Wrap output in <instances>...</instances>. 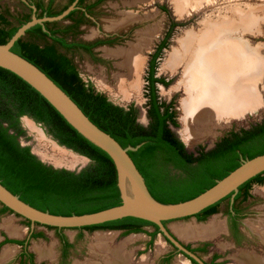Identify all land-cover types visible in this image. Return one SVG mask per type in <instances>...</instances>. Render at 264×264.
Returning a JSON list of instances; mask_svg holds the SVG:
<instances>
[{
	"label": "trees",
	"instance_id": "16d2710c",
	"mask_svg": "<svg viewBox=\"0 0 264 264\" xmlns=\"http://www.w3.org/2000/svg\"><path fill=\"white\" fill-rule=\"evenodd\" d=\"M52 2L53 0H49L48 4H45L41 1L37 16L56 15L72 0L57 11H54ZM73 13L74 11H71L64 19ZM9 14L8 11H0V43L6 42L16 29L31 17L30 13H22L15 17L14 24ZM55 23L45 22L46 31L39 24L32 26L14 42L11 50L42 70L76 102L92 122L109 133L121 146L144 142L136 151H129L128 154L144 177L149 192L158 201L174 203L190 199L238 166L240 157L251 158L264 153V120L248 129L228 132L218 141L217 145L223 144L222 148L216 150L214 148L212 152H200L197 156L187 152L184 144L167 127L166 120L174 126H177V122L174 119V111H169L172 102L167 104L158 99L156 83L167 82L155 75V69L156 59L167 44L169 31L148 61L145 77L148 123L144 125L137 121L133 105L124 107L113 103L82 79L67 51L78 52V47L87 50L89 47L87 44L68 43L63 37H57L59 30H48L50 29L48 25L55 26ZM67 32L63 33L64 36ZM23 115L40 123L60 145L86 156L88 163L79 170H70L42 162L31 152L29 145H22L19 141L20 137L26 136L20 122ZM0 181L12 193L18 194L23 201L53 214L89 213L120 203L116 171L109 155L78 133L27 82L2 67H0ZM263 182L264 171L242 183L238 187V190L242 191L239 194H243V199H246L250 196L252 184ZM228 196L230 194L226 197ZM238 196L237 193L234 199L236 200ZM224 198L194 216L203 213L204 215L197 219L199 221L207 219L210 214L217 212V205ZM7 212L11 211L0 203V215ZM24 220L29 226L30 221ZM163 222L166 224L168 221ZM148 225L153 227L148 233L150 246L159 230L154 223L136 217L128 216L74 229L80 231L119 229L123 234H128L144 231V227ZM46 227L57 230L62 242L61 257L65 260L72 246L62 233L65 228ZM30 236L40 237L42 232L32 231ZM4 242L22 245V255H25L31 264H35L32 262L33 254L26 250L25 240L6 238ZM172 255L171 252L163 258L161 264H168ZM191 261L195 263L192 259Z\"/></svg>",
	"mask_w": 264,
	"mask_h": 264
},
{
	"label": "rangeland",
	"instance_id": "374dc122",
	"mask_svg": "<svg viewBox=\"0 0 264 264\" xmlns=\"http://www.w3.org/2000/svg\"><path fill=\"white\" fill-rule=\"evenodd\" d=\"M66 0H55L54 10H58ZM175 0H105L96 8V14L91 16V23L83 26L79 39L92 41L106 34H116L119 38L113 44H106L96 49L99 60L93 61L88 55L77 51H67L77 66L80 76L85 82H88L93 88L103 93L110 101L120 106L127 107L133 105L136 109V119L139 123L146 125L147 116V97L145 79L147 73V63L155 47L161 42L163 37L169 31L166 39L167 44L162 48L161 53L156 59L155 75L164 78L166 84L157 83V94L163 101H170L176 111L177 126L172 127L173 132L185 142L184 145L188 151H196L198 147L209 146L216 142L221 136L230 131L248 129L262 120H264V102L254 109H249L244 115L236 117H224L210 124V133L204 137L189 136L185 132V122L183 119L182 102L189 95L184 84L185 60L178 58L177 63L170 64L169 60L173 51L181 52L183 45L181 41L189 35L196 37L203 34L206 30L212 31V28L220 24L228 23L231 20H238V12L244 13L249 9L254 11L260 21L256 25H250L247 29L243 26H233V30L227 32L224 36L232 42L244 41L248 47V52L259 58L262 72L256 78L255 85L259 92L264 94V0H202L195 6H185L181 11L177 10ZM22 7L18 0H0V11H8L15 24ZM126 13H133L136 20L126 22L116 27H111L115 21H118ZM123 14V15H122ZM231 14V15H230ZM237 18V19H236ZM66 20H60L58 24H63ZM174 23V24H173ZM218 24V25H217ZM214 25V26H213ZM152 27V28H151ZM148 47L143 49L142 62L138 70L136 85L131 88L128 85V79L124 82L125 90L118 89L117 76L125 73V68L119 67L122 61L120 57H113L105 52V48H115L117 46L128 47L129 43H137L140 36L147 35ZM223 33V32H222ZM231 34V35H230ZM223 36V37H224ZM149 39H151L149 41ZM183 43V42H182ZM185 43V42H184ZM65 51V50H63ZM66 52V51H65ZM181 58V59H180ZM118 74V75H117ZM258 82V83H257ZM131 88V89H130ZM261 93V94H262ZM264 98V95H263ZM30 117H21L20 122L26 131V136L20 137L21 142L30 146L31 150L43 158L44 162L64 166L73 170H78L88 163V158L78 153L57 146L54 139L38 123L34 124ZM32 123L33 128L27 125ZM189 145V147L187 145ZM228 200L225 199L219 205L218 211L203 220L201 223H192L194 217L169 221L167 225L179 235V237L189 244H197L201 241L212 239V250L221 253L217 264H238L236 256L241 250H247L264 257V243L254 224L264 220V182L253 183L250 189V196L244 201L243 207V226L246 233V242L244 246L232 247L230 241L225 237V209ZM11 219L13 224L21 228V234L10 236L6 230L0 226V253L5 247H10L12 255L0 264H28L20 261V254L23 247L15 242H4V239L25 240L29 233L27 222L20 216L7 212L0 215V225L4 220ZM215 222L222 226V229L212 235L211 238L200 239L185 237L179 233V229L189 225H206ZM174 228V229H173ZM179 228V229H177ZM153 227L148 225L144 231L123 234L121 231L116 233L106 229L78 230L74 228H65L62 233L66 236L72 245L66 259L61 257L62 242L55 229L43 225H34L32 231L42 232L40 237H29L27 241V252L33 254L36 264H74L76 261H100L98 256L90 252L91 246L95 242L98 233H114L110 240V247H118L122 242L126 254L129 256L128 264H159L162 255L173 251L172 245L157 234L151 245L148 246L150 236L149 232ZM256 232H255V231ZM131 237L127 242V238ZM261 237V238H260ZM52 247V257H39L36 247ZM9 249V248H8ZM202 256L208 257V253ZM170 264H193L181 254L173 252Z\"/></svg>",
	"mask_w": 264,
	"mask_h": 264
},
{
	"label": "water",
	"instance_id": "95a60500",
	"mask_svg": "<svg viewBox=\"0 0 264 264\" xmlns=\"http://www.w3.org/2000/svg\"><path fill=\"white\" fill-rule=\"evenodd\" d=\"M23 1L28 3L26 0ZM76 3L77 0H73L66 8L56 15H43L38 17L33 12L30 19L22 23L6 42L0 43V67L13 72L27 82L42 95L78 133L109 155L116 171V184L119 190L120 203L89 213H72L70 215L53 214L48 210H40L23 201L18 194H14L8 190L1 181L0 203L5 205L11 211L10 213L30 221L29 233L25 239V243L28 241L35 223L57 228H77L131 216L154 223L159 230L158 234L172 245L173 251L176 254H181L191 263L192 259L196 264H205L198 253L188 249L179 235L176 234L167 223L164 224L163 221L169 222L194 217L192 223L203 222L196 220L194 215L229 194L232 201L234 195L238 191V187L242 183L264 171V153L255 155L251 158L240 157L238 166L229 171L222 178L216 179L212 186L190 199L174 203L160 202L155 199L149 192L144 177L128 154L129 151H136L144 142H140L136 145L121 146V144L109 133L92 122L76 102H74V100H72V98H70V96L42 70L26 58L11 50L14 42L22 37L26 30L39 24L42 29L46 31L47 29L44 26L45 22L63 20L66 15L76 8ZM29 5L33 11H35L36 7L32 4ZM22 117L27 118L28 116L24 115ZM31 121L36 124L34 120ZM19 141L22 145H27L22 143L20 138ZM182 142H185V140ZM54 143L57 146L64 147L56 141H54ZM214 143L215 142L211 143V145ZM187 146L189 147V145ZM185 148L187 150L186 146ZM64 149L68 148L64 147ZM70 151L74 152L71 149ZM31 152L34 153L32 150ZM34 154L44 162L42 157L36 153ZM64 168L70 169L67 167ZM214 214L215 213L212 215ZM110 231L119 233L121 230L111 229Z\"/></svg>",
	"mask_w": 264,
	"mask_h": 264
},
{
	"label": "bare ground",
	"instance_id": "6f19581e",
	"mask_svg": "<svg viewBox=\"0 0 264 264\" xmlns=\"http://www.w3.org/2000/svg\"><path fill=\"white\" fill-rule=\"evenodd\" d=\"M201 1L175 0L176 5H174L178 11H181L185 6H195ZM238 16L237 21L231 20L228 23L217 24V27L213 25L212 31L208 29L198 37L187 36L181 41V46L183 45L181 52L173 51L171 54L170 64L177 63L178 58L182 56L185 60L183 77L189 95L183 100L182 109L185 132L189 136L202 138L210 133L211 129L208 127L216 120L227 116L244 115L247 110L258 108L264 102V94L259 92L254 82L262 72L259 58L248 52L244 41L232 42L224 36L233 30V26L240 25L247 29L250 25L258 24L260 19L254 11L252 12V9L244 13L238 12ZM135 18V14L126 13L111 27L133 21ZM151 34V31H148L147 35L140 36L137 43L130 42L128 47L117 46L104 49L106 54L122 58V61L116 65L125 68L126 72L119 73L117 76L118 89L125 90L124 82L127 79L129 87L133 88L136 85L137 78L134 79V76H138L143 49L148 47L146 37ZM27 125L33 128L32 123L27 122ZM0 226L10 236H19L22 232L11 219L4 220ZM254 227L264 243V220L256 222ZM221 229V225L212 222L200 227L182 226L178 231L182 236L195 238L211 233L214 235ZM113 235L114 233L96 234L90 252L98 256L100 261H76L74 264H128L129 256L125 253L122 242L118 247H110L109 242ZM129 239L131 237L124 241L127 242ZM36 250L39 257L53 256L52 247H36ZM12 251L10 247L3 248L0 253V263L10 257ZM236 260L238 264H264V257L248 251L239 252Z\"/></svg>",
	"mask_w": 264,
	"mask_h": 264
},
{
	"label": "flooded vegetation",
	"instance_id": "af4514ba",
	"mask_svg": "<svg viewBox=\"0 0 264 264\" xmlns=\"http://www.w3.org/2000/svg\"><path fill=\"white\" fill-rule=\"evenodd\" d=\"M18 1L22 7V10L18 13L19 15H22V13L32 14L33 12L37 15L40 12V8H38V5L40 4V2L42 1L45 4H48L49 0H26L28 3L24 2L23 0H18ZM68 1L69 0H66V2L60 8H62L64 5H66L68 3ZM103 1H105V0H77L76 8L72 10V11H74V13L69 18L63 19V20H66L63 24H58L59 21H55L56 22L55 26L53 24L48 25L50 28L48 30L49 31L52 29L59 30V34L57 37H63L64 40L68 43L87 44L89 47L88 50L81 48V47H78L77 48L78 52L88 55L89 58L93 61L99 60L97 57V54L95 52L96 49L102 45L113 44L115 41H117V39L119 37L116 34H113V35L106 34V35L101 36V37L94 39L92 41H84V39L83 40L79 39V36H80V32L82 31L83 26H87L89 23H91V16H94L96 14V12H95L96 8L98 6H100L103 3ZM54 2H55V0H53V2H52V7H53ZM29 4H32L36 7L35 11H33V9L30 7ZM54 11H57V10L55 9ZM49 22H54V21H49ZM44 26H45V23H44ZM45 28H46V26H45ZM65 31H68L66 33V36H64V34H63ZM99 41H101V42H99ZM156 47H155L154 51L156 50ZM149 59H148V61H149ZM147 69H148V63H147ZM156 87H157V83H156ZM158 99L161 100L159 98V96H158ZM165 102L168 104L170 101H168V102L165 101ZM147 108H148V106H147ZM170 110L174 111V115H175L174 119L177 122L176 111L173 107V103H172V107L169 108V111ZM21 117H20V119H21ZM31 119L34 120L33 118H31ZM166 122H167V127L170 130H172V127H175L169 120H166ZM35 123H37V122L35 121ZM38 124L41 125L40 123H38ZM49 135L52 137L51 134H49ZM226 135L227 134L221 136L213 145H209V146L204 145V146L198 147V149L196 151H192V152L187 151V150L186 151L191 152L193 154V156H197L200 152H205V153L209 152V151L212 152V149H214V148H215V150L218 148H222L223 144H221L220 146H218L217 144H218V141H220ZM177 138L181 141V139L178 136H177ZM61 146H64V145H61ZM64 147H66V146H64ZM66 148H68V147H66ZM68 149H70V148H68ZM180 157H182V159L185 160L182 155H180ZM237 193L239 196L235 200L234 198H235ZM239 193H242V191L238 190L236 192V194L234 195L232 201L230 199V196H228V197L225 196V198L223 200H221L219 202V204L217 205V211H218L220 203L222 201H224L225 199L228 200L227 207L224 210L226 218H225V231H223V232L225 234V237L230 241V244L232 247L244 246L246 239H247L246 233H245L244 229L242 228V226H243V222H242L243 211L245 210L243 207V203H244V201H246L247 198L243 199V194H239ZM202 215H204V214L203 213L199 214V215H197V217H200ZM211 215L212 214H210L209 216H211ZM197 217L195 216L196 220H198ZM56 232H57V230H56ZM184 245L188 249H195L193 252L198 253V255L200 256V258H202V260L204 261L205 264H217L219 262V259L221 258L220 257L221 253L219 251L212 250V239L209 241L206 240V241L198 242L195 245L189 244V243H184ZM22 251H23V249H22ZM241 251L246 252L247 250H241ZM171 252L173 253L174 251H171ZM171 252H168V253L162 255L161 258L159 259L158 263L161 264V260L163 258L167 257ZM248 252H250V251H248ZM28 253H31V252H28ZM206 253H208V257L202 256L203 254H206ZM250 253H253V252H250ZM254 254H256V253H254ZM258 256H261V255H258ZM172 257H173V255H172ZM171 259L168 261V264H170ZM22 260L25 263L27 262L28 264H31L29 262V259H27L25 255H22V252H21L20 261H22ZM32 262L35 263L34 258L32 259Z\"/></svg>",
	"mask_w": 264,
	"mask_h": 264
},
{
	"label": "crops",
	"instance_id": "0c3cea01",
	"mask_svg": "<svg viewBox=\"0 0 264 264\" xmlns=\"http://www.w3.org/2000/svg\"><path fill=\"white\" fill-rule=\"evenodd\" d=\"M211 224H212V222H210ZM194 227H200V226H202V225H194V224H192ZM207 225V224H206ZM212 236V233L211 234H209V235H205V236H202V237H198V238H200V239H206V238H210ZM197 238V237H196Z\"/></svg>",
	"mask_w": 264,
	"mask_h": 264
}]
</instances>
